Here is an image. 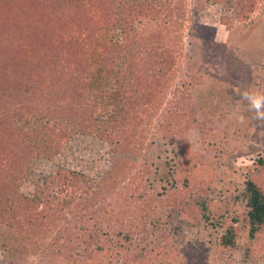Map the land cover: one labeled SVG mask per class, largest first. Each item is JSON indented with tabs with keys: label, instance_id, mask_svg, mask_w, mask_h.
I'll use <instances>...</instances> for the list:
<instances>
[{
	"label": "rangeland",
	"instance_id": "rangeland-1",
	"mask_svg": "<svg viewBox=\"0 0 264 264\" xmlns=\"http://www.w3.org/2000/svg\"><path fill=\"white\" fill-rule=\"evenodd\" d=\"M183 1L173 78L161 85L159 65L130 75L123 51L103 50L123 40L107 19L93 20L86 34L45 28L51 36L41 41L27 28L34 26L29 16L15 20L27 6L4 14L9 4L0 0V156L8 150L9 161L27 165L8 181L0 174V264H264V229L252 245L241 231L237 247L223 250L193 243L206 231L203 223L168 218L188 198L204 201L210 222L242 217L245 182L257 176L255 160L264 156V119L245 103V94H264V0ZM155 27L147 20L136 26ZM206 89L228 97L214 117L200 103ZM131 95L150 101L126 121L117 109ZM34 114L44 121L63 115L57 123L66 136L57 139L60 127L51 131L59 141L51 159L21 140ZM245 115L249 129L238 123ZM61 170L68 182L47 190L45 180ZM48 194L56 199L47 201ZM38 223L33 249L25 239ZM80 227L96 236L88 247Z\"/></svg>",
	"mask_w": 264,
	"mask_h": 264
},
{
	"label": "trees",
	"instance_id": "trees-1",
	"mask_svg": "<svg viewBox=\"0 0 264 264\" xmlns=\"http://www.w3.org/2000/svg\"><path fill=\"white\" fill-rule=\"evenodd\" d=\"M40 1L41 0H6L9 7L8 10H5L3 13L8 14L12 12V9H15L20 2H23L28 10L18 14L15 20L21 22L23 15H25V17L29 16L34 26L27 28L30 33L37 35L39 39L40 37L43 38L40 39L41 41L51 36H45V28L50 32L53 31L52 29L57 28L64 31V33H68L69 30L72 31L78 27V31L81 32L82 30L86 34L93 28L90 27V25L93 24V20L100 23L99 21L103 22L101 19H107L106 26L118 28L123 40L109 47H104L103 50L107 51L109 48H114L111 53H115V55V48L118 51H123V55H120L122 60H120V62L124 64L125 70L128 69L130 75L139 72V67L145 66L146 70H148L147 72H149V70L153 68L152 65H159L160 67L158 68H160V70L157 73L161 80L160 84H168L172 80L173 73H171V70L174 68L177 59L176 45L179 38L177 32L184 21L183 13L185 12V5L183 0H95V2L93 0H51L49 3L45 0H43V3H40ZM37 6H40L41 10ZM7 11L9 12L6 13ZM105 11L107 12V18H102L101 15L105 13ZM0 13L2 14V10H0ZM34 13L39 14V16L36 15L37 17H35ZM38 17L41 22L38 20ZM36 18L39 23L36 22L35 24ZM145 20L155 23V29L152 31H142L140 28H136L138 23L141 25V22ZM140 36L145 37L142 38ZM41 53H39V55ZM118 59L119 57L116 58L115 61ZM118 72L122 73L123 71L120 68ZM147 72H145V74H147ZM120 76L123 77V75ZM167 76H169L168 79H166ZM231 90L232 89L229 90V93L233 100V91ZM204 92L200 96L202 101H199L205 107H208L207 110H209V112H207L206 115L208 117H214L216 116L215 113L220 112L219 106H222L221 102L226 101L228 97L224 100V93L217 89L212 91H207L206 89ZM255 94L259 95L258 91L255 92ZM261 96H264V94ZM126 99L120 102V107L117 109V112L122 114L123 119L126 121L131 118L130 113L134 109L143 112L144 105L150 101L149 96L145 97V95H131ZM247 101L250 103L248 99H245L246 106L249 105ZM216 103L218 105H214ZM207 104L209 106H206ZM195 106H197V109L200 111L203 110L201 105ZM197 109L196 111H198ZM247 109L252 110V107ZM56 115L57 114L51 117V115L48 114L49 117L45 121L41 116L38 117L36 114L32 115L29 120L24 121L21 134L23 143L30 142L33 144L32 151L42 152L44 157L50 159L58 151L59 146V141L53 142L54 140H52V138L54 135L51 136V131L60 127L61 133L63 134H57V139L60 140V138L66 136V129L61 126L60 123H57L58 116L63 115ZM114 119L121 120L117 115ZM248 120L249 118L245 115V117L238 122H241V129H243L245 124L249 129L250 125ZM0 143H2L1 140ZM8 152L7 150L5 155L6 159H2L0 156V166L6 165V167H8L7 170H3L0 167V174H2L7 181L12 176H21L25 174L24 172L27 168L25 162L19 163V161H9L7 159ZM255 166L257 168V176L255 178H248L245 182V191L247 194V203L245 207L247 210L242 214V217H232L229 224H225L217 218L210 222V216H208L209 210L205 206L204 201L199 202L196 199L188 198L183 200V202H176L167 212L169 215L168 218L177 224L184 223L187 225L199 226L200 223H203L206 231L203 233L200 232L198 235L199 237L195 240L193 239V243L203 244L207 247L214 245L223 250H234L237 247L240 232L246 231L247 239L252 245V243L260 239L264 229V192L262 191V189H264L262 187L264 184V156L260 155V157L255 160ZM68 179L69 177L65 174V170L58 171L54 176H50L45 180L46 189L56 190V187L60 189L64 184L63 182H68ZM4 187L6 186L3 185L2 181L0 183V191H3ZM45 199L47 201H50V199L55 200L56 196L54 194H48ZM64 202L65 201H62V203ZM3 210L4 207L0 197V212H3ZM182 214L186 215L183 219ZM0 217H3V214L0 213ZM21 221L24 220L21 219L18 222ZM192 221H195V223H191ZM18 222L13 221L11 225L16 226ZM42 226V223H38L35 224L34 229L31 227L30 229L33 234H31L32 238H30V240L28 237L25 239L27 244L33 246V249L38 246V242L35 241V234L38 233L37 227ZM79 230L86 232H84V235L79 239L82 243H86V247H88L90 243L95 240L96 236L94 237L88 234V228L80 227ZM96 231L98 232V230ZM24 248L25 247L22 249ZM249 253L250 247L245 250V254L249 255ZM187 264H190V261H188Z\"/></svg>",
	"mask_w": 264,
	"mask_h": 264
},
{
	"label": "clouds",
	"instance_id": "clouds-1",
	"mask_svg": "<svg viewBox=\"0 0 264 264\" xmlns=\"http://www.w3.org/2000/svg\"><path fill=\"white\" fill-rule=\"evenodd\" d=\"M245 99L250 101L251 107L255 110L257 118L264 119V96L245 94Z\"/></svg>",
	"mask_w": 264,
	"mask_h": 264
}]
</instances>
